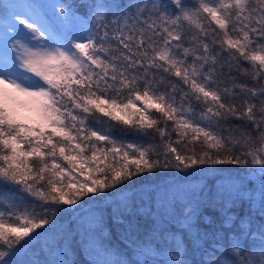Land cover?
Instances as JSON below:
<instances>
[{"label":"snow or ice","instance_id":"1","mask_svg":"<svg viewBox=\"0 0 264 264\" xmlns=\"http://www.w3.org/2000/svg\"><path fill=\"white\" fill-rule=\"evenodd\" d=\"M49 7L63 26L80 29L66 45L49 44ZM112 7L31 0L23 12L3 10L0 264H72L17 257L59 212L161 170L197 177L224 165L258 169L264 215V0ZM116 125L145 142L118 139ZM185 207L191 220L197 208ZM258 239L247 250L238 240L226 260L208 264H264V229ZM174 251L164 264H186L179 244Z\"/></svg>","mask_w":264,"mask_h":264},{"label":"trees","instance_id":"2","mask_svg":"<svg viewBox=\"0 0 264 264\" xmlns=\"http://www.w3.org/2000/svg\"><path fill=\"white\" fill-rule=\"evenodd\" d=\"M6 1L9 0H0V25L5 17ZM32 2L49 6L103 3L112 5L111 10L117 11L116 5L123 7L130 2L148 0ZM47 11L48 17L55 18L54 26L61 36L71 40L73 25L60 23L62 18L58 9L49 7ZM246 82L251 84V81ZM112 135L124 142H145L121 125L112 129ZM218 167L223 170L197 177L161 170L146 178H136L135 182L118 189L85 197L79 205L73 206L74 210L59 212L52 227L31 246L27 255L22 252L17 260L67 259L72 264H105L107 260L141 264L147 259L152 264H164L175 255L174 249L179 244L181 258L186 264H208L212 260H226L229 245L238 240L246 250L253 243L259 245L258 235L264 229L259 170L228 165ZM233 186L240 189L234 205L229 198L235 191ZM0 191H3L2 186ZM20 202L30 200L21 196ZM189 202L197 208V213L191 220H186L188 210L185 205ZM138 249L144 254L138 255ZM256 251L258 253V247Z\"/></svg>","mask_w":264,"mask_h":264},{"label":"rangeland","instance_id":"3","mask_svg":"<svg viewBox=\"0 0 264 264\" xmlns=\"http://www.w3.org/2000/svg\"><path fill=\"white\" fill-rule=\"evenodd\" d=\"M31 1H27V0H9L8 2L6 1V3L4 4V8H8L10 10V12L14 11V12H23L24 10V6L28 3H30ZM48 19L51 21V31H52V39L49 41L50 46H54V45H66L70 39L69 37L63 38L61 36V33L59 32L58 28L55 25V18L54 17H48ZM5 20L6 18L3 17V19L1 20V25H0V51H3L5 48L4 45V40L6 39L5 36ZM80 31L78 26L73 25V30L70 33L71 39L73 36H76L78 34V32ZM13 33L11 32V30H9V35H12ZM17 36L18 39L27 42L26 40V34L24 32H17L15 34ZM9 44L11 45V41L9 42Z\"/></svg>","mask_w":264,"mask_h":264}]
</instances>
